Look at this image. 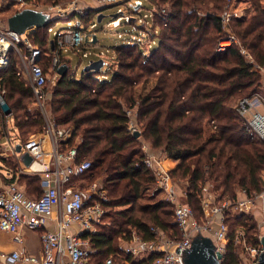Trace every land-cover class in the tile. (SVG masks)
Wrapping results in <instances>:
<instances>
[{"label":"trees","instance_id":"16d2710c","mask_svg":"<svg viewBox=\"0 0 264 264\" xmlns=\"http://www.w3.org/2000/svg\"><path fill=\"white\" fill-rule=\"evenodd\" d=\"M39 1L29 0L33 5ZM41 1L56 4L62 0ZM234 1L141 0L138 8L123 10L130 16L124 22L136 26L142 19L138 27L148 34L156 31L157 46L150 49L147 42L146 52L142 41L126 38L111 46L110 56L115 57L117 68L110 69L103 60L101 68L83 69L79 76L69 59L61 56L67 70L58 76L53 88H48L51 120L72 130L68 144L78 137V156L92 164L85 174L101 176L110 197L104 204L108 211L99 230L84 235L96 249L97 264L107 256H112L114 264H150L155 255L135 261L120 249L117 238L125 240L135 229L142 239L153 240L151 226L168 237L177 230L173 205L146 193L155 177L143 164L141 138L151 149L177 162L170 174L186 181L183 200L198 219L204 214L201 197L205 187L215 194L213 200L220 201L227 194L237 199L236 187L251 193L264 186V140L247 133L236 110L238 100L264 90V3L248 0L252 15L239 17L230 12ZM140 9L151 10L150 17ZM102 11L88 16L75 11L65 19L76 18L74 26L87 30L89 20H95L96 25L102 21ZM226 14L230 17L223 23ZM55 20L51 17L46 27L29 34L43 51L44 71V62L52 53L48 27ZM150 22L148 29L145 26ZM230 36L235 42L219 51V43ZM94 46L89 42L82 46L90 52L86 66L100 59L102 51L94 52ZM19 67L18 56L9 52L8 65L0 68V87L6 90L16 137L24 142L27 134L43 130L44 119L27 110L28 104L23 102L34 98L28 81L17 73ZM132 122L141 128L137 137L129 129ZM8 126L2 113L0 139ZM18 166L14 155L8 159L0 156V169L16 171ZM38 179L37 174H19V182L27 193L36 192L35 197L43 193ZM146 194L149 202L140 203ZM225 220L228 232L223 264H233L247 246L258 245L264 227L252 213L232 217L227 212Z\"/></svg>","mask_w":264,"mask_h":264},{"label":"built area","instance_id":"2783aa9c","mask_svg":"<svg viewBox=\"0 0 264 264\" xmlns=\"http://www.w3.org/2000/svg\"><path fill=\"white\" fill-rule=\"evenodd\" d=\"M92 1L105 6L117 5L121 0ZM4 2L7 6L3 7L4 10L2 9L0 14L8 9H14V13L32 6L29 0H4ZM134 3L133 8L136 9L141 5V0H135ZM73 10L82 15L85 13L80 8ZM117 14L120 16L109 21L107 26L118 27L122 19H130L129 14L124 13L120 8ZM233 14L238 16L236 13ZM229 17L230 14L223 16L222 22H227ZM6 19L0 18V68L8 65L9 52L13 51L18 56L20 67L17 73L23 75L30 85L38 113L44 119V128L40 136L29 137L22 142L16 136L14 138L8 136L11 131L8 126L7 133L0 140L2 151L14 150L16 145L20 144L21 153H27L32 158L29 165L16 172L14 179L2 181L0 178V229L11 233L17 242L23 241L20 232L22 227L41 229L43 264H94L92 256L96 253V249L89 238L81 234L96 232L98 224L106 213L104 204L108 198L103 190L96 188L95 185L87 194L76 187L75 176L85 174L91 168V161L78 156L77 141L68 144L67 140L72 134L70 128L56 126L48 115L46 101L50 93L47 86L48 73L44 71L42 65V49L32 41L30 33L19 34L9 29ZM68 25L69 28L54 33V49L51 55L48 54L50 68L57 78L59 76L57 70L62 64L61 51L73 49L77 53L80 52L82 58H86L90 52L82 50V46L88 42L92 43V35L95 33L93 29L97 26L95 21L90 23L87 30L71 26V21ZM48 32L53 33L52 25L48 27ZM234 42V38L230 36L219 43L218 50H224L226 44ZM241 53L251 58L246 49L241 48ZM6 97V90L0 87V120L3 113L6 121L9 122L12 121V112L4 109ZM257 100L255 94L243 97L238 101L236 110L244 121L247 133L253 138L264 140V113L252 111ZM129 129L131 132L137 131L134 122L130 123ZM12 132L14 133L13 128ZM143 164L154 174L158 188L167 193V201L173 204L174 220L177 225L172 237H166L157 227L151 226L150 229L155 233V240H159V245L151 249L155 256L150 264H183V257L190 248L193 237L199 234L208 235L213 239L215 252L220 254L219 262L223 264L226 258L228 232L225 219L230 207L239 209L245 214L256 213L260 216L264 227V186L251 193L246 189H240L239 198L223 201L219 205L213 203L212 196L205 188L201 197L204 216L199 220L188 203L177 199L173 190L172 176L163 164L162 157L145 151ZM18 172L39 175L43 193L39 197L26 195L18 185ZM50 219L55 222L54 230L46 228ZM73 223L79 225L78 234L70 230ZM262 235L259 236L258 245L247 246V256H241L240 260L233 264L256 263L258 255L264 250L261 244ZM147 243L146 240L134 235L124 251L136 254L139 252L137 244ZM0 258L7 264L38 261L35 256L19 249L10 253L0 252ZM103 264H114L112 256L105 258Z\"/></svg>","mask_w":264,"mask_h":264},{"label":"rangeland","instance_id":"374dc122","mask_svg":"<svg viewBox=\"0 0 264 264\" xmlns=\"http://www.w3.org/2000/svg\"><path fill=\"white\" fill-rule=\"evenodd\" d=\"M135 0H121L119 4L111 6V7H106L103 9L102 13L104 15V18L102 19L101 22H98L97 26L93 29V31L96 33V37L98 39V43L96 44V46H94V52H99L102 51L100 53V55L98 57H100V59L104 60L106 62V64L109 66L110 69L113 68H117L116 67V62H115V57H111V46L114 45H118L121 44V42L125 41L126 38H130V39H139L140 41H142V45L144 46V48L146 49V52H148L149 46L150 49L154 48L155 46H157L158 44V36H155V33H153V31L151 33L148 34V32H146L144 29L139 28L138 26L140 25L139 22H141L142 20L138 21V23L135 25L133 24H128L126 22H124V20L122 19L120 21V25L118 27H113V26H107L106 24L112 20V15L116 14L119 12V8L121 10H124L125 12H128V10L130 8H133L135 6L134 3ZM43 1H39L37 4L33 5L30 7H35L36 9L48 12L52 18H56L57 20H55L52 24V30L53 33H50L49 36V40H52L54 38V33L60 29H65V28H69L68 22L71 21V26H74V24L76 23V18H72L71 20H67L65 19V17L68 16V14H71V12H75L73 9L77 8V9H82L85 11V13L83 15H89L91 13H97L99 11H101L100 6L97 3H95L92 0H62L59 3L53 4V3H42ZM236 3L232 2L233 6L235 4L234 8H230V12L236 13L239 17L241 16H245V17H249L250 13L253 12L252 8L249 6H251L250 2L248 0H236ZM4 5L1 6V8H3ZM102 7V6H101ZM143 14L145 13L146 16L151 15V10L149 9H140ZM14 9H8L7 11H5V13L0 14V18L2 19H6V16H10L11 14H13ZM163 11V10H162ZM93 15V14H91ZM133 18L138 17L135 14H132ZM5 17V18H4ZM97 16H95L94 19H96ZM60 18V19H59ZM93 18V17H92ZM93 20H89V22L91 23ZM95 21V20H94ZM157 24H159V22H155ZM154 23V24H155ZM145 27H147L148 29L151 28V22L148 23ZM89 29V26L87 27ZM226 28V27H225ZM158 30V29H157ZM46 35V34H45ZM147 42H149V46L147 44ZM230 44H226V46H228ZM69 50H73V49H69ZM74 51V50H73ZM64 53V52H63ZM51 55V54H50ZM64 55L66 57H69L70 60V66L72 67L73 71H76L77 75L79 76L81 71L83 69H85L86 64L88 62L87 58L81 59L80 54H78L77 52L75 53H67L65 52ZM65 60V59H64ZM62 59V63H66ZM46 64V72L47 74V86L49 89L53 88L57 77L54 75L53 71L50 68V62L47 59L46 62H44ZM107 65L104 66V69L107 67ZM261 92H264V90H261ZM239 101V100H238ZM23 102H26L27 105V110H29L31 113L34 114H39L38 113V107H36V104L34 101H29V100H24ZM46 110L48 112V115H50V109L48 107V104L46 103ZM4 109L6 111L7 110V106L4 105ZM40 115V114H39ZM51 119V117H50ZM9 127L11 128L10 130H12L13 123L12 121L9 123ZM67 128V127H66ZM137 129L140 132V126L137 127ZM42 129L41 131H36L30 134H27L26 137H36V136H40L42 133ZM11 138H14V135L11 134ZM78 141V137H76L74 139V142ZM147 144L149 146V148H147V152H150L149 150L150 148V143L148 144L145 140H143L142 138L140 139V145L142 147V145ZM142 149H144L142 147ZM144 151V150H143ZM153 154H156L157 152H159V150L153 149ZM145 152V151H144ZM9 153V152H8ZM23 153H21L19 155V158H21V155ZM22 162V161H21ZM5 170H1L2 174L5 176L9 175V171L4 172ZM83 176V177H81ZM183 183H185L184 181H180V178L178 176H174L173 178V190L175 188L176 194L178 196L181 195L180 191L182 192L181 197H178L177 195V199L180 201H184L183 197H184V193L182 190H184V186ZM75 185L77 188H79L80 190L84 191L86 194L88 192H90L89 190L92 189L94 187V185L96 186V188H100L103 190V192L106 194L107 198L109 199V194L107 193V190L104 189V184L102 181V177L101 176H97L94 175L93 176H89V173L85 174V175H80L77 177V179L75 180ZM206 189L208 190V188L206 187ZM239 187H236V191L238 194V198L241 196V193H239ZM174 191V192H175ZM146 193L149 196H152L155 199H164L167 201V197H166V192L161 191V189L158 188L156 182H154V184L150 187V189H147ZM146 194V196L144 197V199L140 200V203L143 202H149V196ZM209 194L212 196V198L216 196L215 194L212 193L211 190H209ZM227 200H232L229 196V194L225 195L224 197L220 198V201L214 200L213 203L219 205L220 203H222L223 201H227ZM169 202V201H167ZM171 204V202H169ZM172 205V204H171ZM126 208V206L124 207H115L113 210H120V209H124ZM229 214H231L232 217H236L239 214H241V211L239 209H234L233 207L229 208ZM254 214V216L256 218H258V220L261 222V218L260 216H257L256 213H252ZM204 216V214H203ZM107 220H109L107 218ZM201 220V218L199 219ZM243 231V230H242ZM242 233V232H241ZM254 233V232H253ZM256 233V232H255ZM254 233V234H255ZM264 234V231L260 230V235ZM240 241L242 242V244H244L243 239H240ZM119 245L121 244V241H116ZM227 242V241H226ZM243 257L247 256V252L245 250V252L242 254Z\"/></svg>","mask_w":264,"mask_h":264},{"label":"crops","instance_id":"0c3cea01","mask_svg":"<svg viewBox=\"0 0 264 264\" xmlns=\"http://www.w3.org/2000/svg\"><path fill=\"white\" fill-rule=\"evenodd\" d=\"M96 3V2H95ZM234 3H236L234 1ZM262 3H264V0H262ZM6 3L4 2V0H0V11L3 9L1 8L2 5H5ZM102 6V5H101ZM100 6V8H101ZM235 7V4L233 6L232 4V8ZM250 9V6L249 8ZM4 10V9H3ZM253 12H251L249 15H252ZM51 16V15H50ZM31 33V32H30ZM52 34V33H51ZM54 39V38H53ZM93 43V42H92ZM94 44H97V42H95ZM50 45V44H49ZM67 52V53H75L76 51H73V50H62L61 51V56L63 57H66L64 55V53ZM245 55V54H244ZM246 56V55H245ZM247 57V56H246ZM67 59H69V62H70V58L69 57H66ZM248 58V57H247ZM81 59H84L82 58L81 56ZM249 59V58H248ZM66 64V63H65ZM262 76H264V72H262ZM257 95V103L254 105L252 111H258L260 113H264V92H257L255 93V96ZM253 96V95H252ZM261 99V101H260ZM6 119V118H5ZM11 121H9L10 123ZM14 129V133L12 132V130L9 132L8 136L11 137V134H13L14 136H17L16 135V128L13 127ZM71 130V129H70ZM72 132V130H71ZM135 133V132H134ZM1 140V139H0ZM78 143V141H77ZM142 147L144 148L143 150L146 151L147 148H149V146L147 144H144L142 145ZM150 152L149 153H152L153 154V151L152 149L149 150ZM9 152V153H8ZM4 153V155L2 154ZM21 152L17 153L16 152V149L14 150H11V149H6V150H3L1 149V144H0V156L1 157H4L6 159L9 158V156H13L18 159V162H19V166H18V169L16 171H13V170H9V169H0V178L2 179V181H7L9 179H14L16 177V172L19 170V169H23L25 166L24 162L22 161L21 158H19V155H20ZM155 155H158L160 157H162L163 159V164L168 168L169 172L172 168L175 167L176 165V161L172 158H170L166 153L164 152H157ZM22 161V162H21ZM1 170H5L4 172H7L9 171V175L8 176H5L2 174ZM19 173V172H18ZM22 173V172H20ZM19 173V174H20ZM26 173V172H25ZM153 174V173H152ZM80 176V175H78ZM78 176H75L74 178V182L75 180L77 179ZM154 176V174H153ZM173 179V178H172ZM17 182H18V185L21 186V188L25 191L26 195L28 196H31V197H35L36 196V192H28L25 190L23 184H21L19 182V177L17 179ZM185 183H183V186H184V190L183 193H185V186H186V181H184ZM38 184H39V188L43 191V188L41 187V183H40V176H39V179H38ZM206 188V187H205ZM204 188V189H205ZM203 189V190H204ZM202 190V191H203ZM174 191H175V188H174ZM209 192V190H207ZM181 195H182V192L180 191ZM175 194H176V191H175ZM177 195V194H176ZM178 196V195H177ZM180 197V196H178ZM173 205V204H172ZM108 211V209L106 208V212ZM102 221H103V218H102ZM101 221V223H102ZM100 223V224H101ZM100 224H98L97 228H96V232L99 230V226ZM46 228L50 229V230H54L55 229V222L53 219H50L48 220L47 224H46ZM70 230L72 231V233H75V234H78L80 229H79V225L76 223H73L70 227ZM20 232H21V235L23 237V241L22 242H17L13 239V235L9 232H6V231H3L0 229V252H4V253H10L14 250H21L27 254H30V255H33L35 256L38 261L37 262H19L18 264H43L42 263V239H41V234H42V230L41 229H31L29 227H22L20 229ZM90 234H94L95 232H89ZM88 232H84L81 234V236L85 237L84 235L85 234H89ZM163 234L168 237L164 232ZM139 236L140 238H142L137 232L135 229H132L131 230V235L129 236V238L123 240L121 237L118 238V241H121V244L119 245L120 246V249L122 251H124V249L130 244L133 236ZM144 240V239H143ZM91 242V241H90ZM146 242H148L147 244H137L138 248H139V252L136 253V254H131L134 258L135 261H138L140 259H143V258H146L150 255H154L152 252H151V249L153 247H156L159 245V240H155V238L153 240H146ZM92 244V243H91ZM156 244V245H155ZM93 246V245H92ZM94 247V246H93ZM243 256V255H242ZM109 257V256H107ZM96 256V253L92 256V261L94 264H97L96 262H98V258ZM105 260V259H104ZM103 260V261H104ZM103 261L101 260L99 263L100 264H103ZM0 264H7L3 259L0 258Z\"/></svg>","mask_w":264,"mask_h":264},{"label":"water","instance_id":"95a60500","mask_svg":"<svg viewBox=\"0 0 264 264\" xmlns=\"http://www.w3.org/2000/svg\"><path fill=\"white\" fill-rule=\"evenodd\" d=\"M116 4L105 5L100 9L103 10L106 7H111ZM112 18L117 17V13L112 15ZM51 16L48 12L33 8L25 7L21 10L15 11L7 19L6 23L9 29L16 31L19 34L30 33L37 30L40 27H46L49 24ZM98 21H101V17L98 16ZM96 33L92 35V42H96ZM86 40V38H85ZM51 50L54 49V39L49 42ZM104 65L102 59L91 61L85 70L99 69ZM67 70V65L62 63L57 72L59 75H63ZM134 136H139V132H135ZM16 152H21L20 144H17ZM21 159L25 165H29L32 158L27 153L21 155ZM262 248H264V235L261 236ZM220 254L215 252L213 239L208 235H196L193 237L191 246L186 251L183 257V264H220ZM254 264H264V250L258 255L257 262Z\"/></svg>","mask_w":264,"mask_h":264},{"label":"bare ground","instance_id":"6f19581e","mask_svg":"<svg viewBox=\"0 0 264 264\" xmlns=\"http://www.w3.org/2000/svg\"><path fill=\"white\" fill-rule=\"evenodd\" d=\"M5 7L7 6V5H4Z\"/></svg>","mask_w":264,"mask_h":264}]
</instances>
